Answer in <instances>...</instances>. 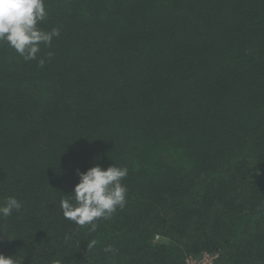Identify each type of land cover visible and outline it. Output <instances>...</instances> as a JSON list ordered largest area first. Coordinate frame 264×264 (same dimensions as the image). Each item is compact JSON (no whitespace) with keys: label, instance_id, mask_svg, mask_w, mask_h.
Listing matches in <instances>:
<instances>
[{"label":"trees","instance_id":"1","mask_svg":"<svg viewBox=\"0 0 264 264\" xmlns=\"http://www.w3.org/2000/svg\"><path fill=\"white\" fill-rule=\"evenodd\" d=\"M45 4L43 67L0 45V203H23L0 255L264 264V0ZM96 164L128 168L127 197L89 233L59 201Z\"/></svg>","mask_w":264,"mask_h":264},{"label":"clouds","instance_id":"2","mask_svg":"<svg viewBox=\"0 0 264 264\" xmlns=\"http://www.w3.org/2000/svg\"><path fill=\"white\" fill-rule=\"evenodd\" d=\"M47 17L45 0H0V45L11 48L23 61H38L43 67L44 59H38L41 45L51 48L53 40L60 36L59 27L50 30L40 27ZM52 55L51 51L46 52L47 57ZM75 175L78 183L59 201L61 214L77 226H88L89 233H94L99 221L110 220L125 206L127 187L122 181L128 175V168L112 164L103 169L96 164L83 172L77 169ZM22 208L20 200L9 196L0 203V217H10ZM97 243L93 238L87 242V248H95ZM103 251L115 254L117 250L107 245ZM23 259L0 255V264H22ZM52 264H61V261L54 260Z\"/></svg>","mask_w":264,"mask_h":264},{"label":"built area","instance_id":"3","mask_svg":"<svg viewBox=\"0 0 264 264\" xmlns=\"http://www.w3.org/2000/svg\"><path fill=\"white\" fill-rule=\"evenodd\" d=\"M217 255L214 253H202L196 257H189L185 264H215Z\"/></svg>","mask_w":264,"mask_h":264}]
</instances>
